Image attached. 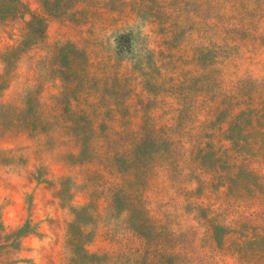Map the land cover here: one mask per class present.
Wrapping results in <instances>:
<instances>
[{
  "label": "rangeland",
  "instance_id": "rangeland-1",
  "mask_svg": "<svg viewBox=\"0 0 264 264\" xmlns=\"http://www.w3.org/2000/svg\"><path fill=\"white\" fill-rule=\"evenodd\" d=\"M0 264H264V0H0Z\"/></svg>",
  "mask_w": 264,
  "mask_h": 264
}]
</instances>
